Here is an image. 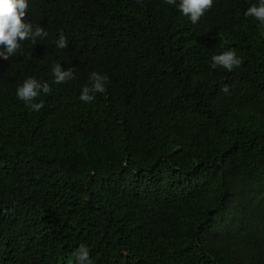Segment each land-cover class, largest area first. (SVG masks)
I'll return each instance as SVG.
<instances>
[{
	"label": "trees",
	"instance_id": "16d2710c",
	"mask_svg": "<svg viewBox=\"0 0 264 264\" xmlns=\"http://www.w3.org/2000/svg\"><path fill=\"white\" fill-rule=\"evenodd\" d=\"M255 3L214 0L193 24L165 0H29L48 36L0 57V264H78L82 243L91 264H264ZM227 49L243 63L213 69ZM93 71L109 80L85 103ZM28 77L51 87L38 112L16 94Z\"/></svg>",
	"mask_w": 264,
	"mask_h": 264
},
{
	"label": "clouds",
	"instance_id": "9594fccd",
	"mask_svg": "<svg viewBox=\"0 0 264 264\" xmlns=\"http://www.w3.org/2000/svg\"><path fill=\"white\" fill-rule=\"evenodd\" d=\"M139 2V0H137ZM165 3L177 5L179 11L190 18L193 24L197 23L213 6L214 0H165ZM29 0H0V57L8 60L21 51L22 42L31 40L36 43L37 38L43 39L48 36V32L40 25H34L27 19ZM246 17H254L264 27V0H258V3L252 4L245 12ZM58 48H67L68 40L60 33L55 41ZM213 69L222 67L228 71L239 67L243 61L237 55L235 49H227L211 57ZM55 83L60 84L74 79L72 68L64 69L61 64L53 66ZM109 78L105 74L93 71L89 75V83L82 86L79 99L85 103H91L95 100L97 93L106 92V84ZM224 93H229L228 85L221 89ZM41 91L45 94L51 92L48 82H41L35 77L26 78L17 88V97L25 102V105L31 111H40L44 107L43 101L35 102L40 96ZM75 256L78 264H91L89 249L85 244H81L75 250Z\"/></svg>",
	"mask_w": 264,
	"mask_h": 264
}]
</instances>
